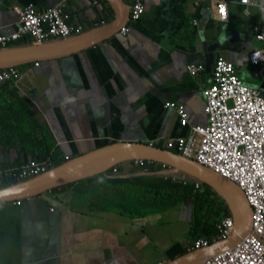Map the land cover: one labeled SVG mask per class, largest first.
<instances>
[{"label":"crops","instance_id":"obj_1","mask_svg":"<svg viewBox=\"0 0 264 264\" xmlns=\"http://www.w3.org/2000/svg\"><path fill=\"white\" fill-rule=\"evenodd\" d=\"M122 1L131 6L133 0ZM215 1L228 2L229 21L215 19ZM63 2L86 30L112 21L104 0H0V31L16 27L18 8L33 4L45 10ZM144 5L142 19L127 35L118 33L74 56L26 65L17 82L0 85L1 104L12 92L30 104L60 161L119 141L167 149L169 139L188 133L175 110L165 107L168 102L185 104L191 124L205 125L203 90L212 85L221 56L248 82L261 80L249 62L252 49L261 46L253 33L261 20L258 7L246 17L239 0ZM191 64L205 71L195 78L186 71ZM248 84L264 91L263 81ZM33 158L40 157L25 154L19 140L0 143V170ZM120 169L112 178L99 175L21 204L0 202V264H166L189 252L192 202L163 204L169 203V188L162 197L146 187L117 189L111 180L153 174L132 162Z\"/></svg>","mask_w":264,"mask_h":264},{"label":"built area","instance_id":"obj_2","mask_svg":"<svg viewBox=\"0 0 264 264\" xmlns=\"http://www.w3.org/2000/svg\"><path fill=\"white\" fill-rule=\"evenodd\" d=\"M145 0H133L129 18L120 34L127 35L131 26L137 24L145 12ZM198 3L211 0H197ZM244 6V15H251V7L256 6L261 20L253 25L256 41L261 46L254 47L249 55L253 65V75L264 82V0H239ZM213 8L218 22L230 20V6L226 1H215ZM18 23L8 33L0 31V49L18 44H41L52 40L67 39L81 35L86 28L74 22L66 4L40 10L29 4L16 9ZM104 25V24H103ZM40 62H35L39 66ZM186 71L197 78L205 71L204 65H187ZM22 77L19 67L0 69V85L17 82ZM206 98L205 125H192L191 115L185 104L168 102L166 108L175 110L183 128L188 129L185 136L169 139L167 149L208 166L221 175L233 180L246 193L254 209L253 232L236 247L206 258L199 264H264V91L246 84L238 74L234 62L221 56L214 66V81L203 90ZM70 160L66 157L65 161ZM148 173L171 171V167L153 161H133ZM120 166L112 168L107 177L119 175ZM55 167L51 158L34 159L17 167L0 170V189L8 181L14 183L30 180ZM184 186H195L201 191L205 184L183 174L167 176ZM11 184V185H12ZM21 204V201L17 202ZM217 236L189 241V251L208 247L213 243L231 237L235 231V219L226 215Z\"/></svg>","mask_w":264,"mask_h":264},{"label":"water","instance_id":"obj_3","mask_svg":"<svg viewBox=\"0 0 264 264\" xmlns=\"http://www.w3.org/2000/svg\"><path fill=\"white\" fill-rule=\"evenodd\" d=\"M104 1L113 13L111 22L67 39L52 40L41 44H18L0 49V69L74 56L115 37L127 24L130 5L122 0ZM140 160L166 164L172 168L171 171L151 175L167 177L180 173L207 184L225 200L235 219V231L228 239L189 251L166 264H199L206 258L236 247L253 232L254 209L246 193L237 183L174 150L137 142L109 143L65 161L35 178L1 188L0 202L40 197L69 184L101 174L107 176L108 172L116 166Z\"/></svg>","mask_w":264,"mask_h":264},{"label":"trees","instance_id":"obj_4","mask_svg":"<svg viewBox=\"0 0 264 264\" xmlns=\"http://www.w3.org/2000/svg\"><path fill=\"white\" fill-rule=\"evenodd\" d=\"M22 67L24 66L19 68ZM34 116L35 113L30 104L12 92L7 104L0 103V143L9 146L14 140H19L21 150L28 156H38L39 160L51 158L55 166L62 164L63 162L57 158L56 151L53 150L55 143L41 122ZM34 159L37 158L30 159V161ZM110 182L117 189L125 186L130 190L142 191L146 187L147 193L151 190L158 197L162 196L169 188L171 190L167 195L171 201L168 199L169 203H163L169 206L179 204L182 198L192 202L194 214L191 233L195 236L193 241L217 236L220 233L219 226L223 222L222 217L231 214L225 200L207 184L196 193L194 185L184 186L171 179H165L161 175L113 179ZM12 183L14 181H8L6 185L9 186ZM185 253H188V250Z\"/></svg>","mask_w":264,"mask_h":264},{"label":"rangeland","instance_id":"obj_5","mask_svg":"<svg viewBox=\"0 0 264 264\" xmlns=\"http://www.w3.org/2000/svg\"><path fill=\"white\" fill-rule=\"evenodd\" d=\"M242 79H243V81L246 83V84H248L249 82L250 83H252V84H256V85H258V84H260L262 81L261 80H258V79H254V80H252V81H249L248 82V80H246L247 78L246 77H241ZM248 82V83H247ZM103 174H101V176H102ZM159 197H162V196H159ZM164 198V197H163ZM166 199V198H165ZM224 218H225V216H223L222 217V221L224 220ZM195 238V236L191 233L190 234V236H189V240L191 241V240H193Z\"/></svg>","mask_w":264,"mask_h":264},{"label":"clouds","instance_id":"obj_6","mask_svg":"<svg viewBox=\"0 0 264 264\" xmlns=\"http://www.w3.org/2000/svg\"><path fill=\"white\" fill-rule=\"evenodd\" d=\"M101 182H103V181H101ZM0 206H2V204H0Z\"/></svg>","mask_w":264,"mask_h":264}]
</instances>
